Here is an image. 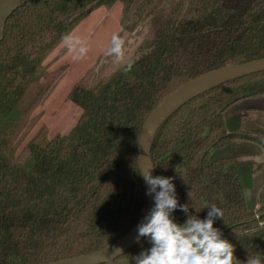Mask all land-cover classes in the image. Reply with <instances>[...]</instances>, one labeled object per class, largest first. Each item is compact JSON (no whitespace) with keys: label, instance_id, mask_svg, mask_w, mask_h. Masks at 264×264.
Wrapping results in <instances>:
<instances>
[{"label":"trees","instance_id":"1","mask_svg":"<svg viewBox=\"0 0 264 264\" xmlns=\"http://www.w3.org/2000/svg\"><path fill=\"white\" fill-rule=\"evenodd\" d=\"M123 5L122 25L147 33L126 64L112 56L78 81L68 100L82 108L75 127L50 139L43 128L20 153L36 109L53 93L66 68L45 64L101 7ZM264 59V0H28L3 28L0 42V264H52L98 252L132 231L148 195L139 160L145 123L169 95L216 69ZM264 96V72L213 87L174 110L159 126L151 157L156 176L173 177L180 204L205 219L211 204L236 264L264 258V186L258 216L246 204L238 161L213 158L234 140L264 147V138L231 131L225 112ZM191 197H190V195ZM183 224L188 214H172ZM148 238L110 264H135Z\"/></svg>","mask_w":264,"mask_h":264},{"label":"clouds","instance_id":"2","mask_svg":"<svg viewBox=\"0 0 264 264\" xmlns=\"http://www.w3.org/2000/svg\"><path fill=\"white\" fill-rule=\"evenodd\" d=\"M60 43L76 60L89 51L85 41L72 32L63 34ZM124 44L121 36L114 33L106 54L122 62ZM131 67V63L126 64L124 71H130ZM141 176L148 186L146 195L154 194V207L138 225L137 235L138 240L148 238L151 247L134 257L135 264H236L235 246L214 227L216 219L224 220L222 208L211 204L206 207L207 217L200 219L190 213L188 204L179 203L173 177H154L151 168H144ZM178 208L188 214L183 224L172 215ZM118 251L122 253V249ZM244 264H264V258L259 253L249 254Z\"/></svg>","mask_w":264,"mask_h":264},{"label":"rangeland","instance_id":"3","mask_svg":"<svg viewBox=\"0 0 264 264\" xmlns=\"http://www.w3.org/2000/svg\"><path fill=\"white\" fill-rule=\"evenodd\" d=\"M122 15L123 5L121 3H117L111 9L101 7L88 15L73 30L72 33L81 37L89 49L82 59H73L67 49L61 45L49 56L45 64L50 67L51 71L66 68V72L46 102L35 110L33 116L37 117V121L27 135L20 140L16 155L43 128L46 129L48 137L52 139L57 135L68 134L75 127L83 110L72 101H69L68 95L75 84L99 60L100 67L107 61L109 55L106 54V51L114 33L119 34L125 41L124 59L118 63L112 57V66L109 71H114L123 64L130 63L133 60L134 51L142 43L147 33V24L143 23L137 31L128 33L122 25ZM244 190L247 207L253 210L255 204H257L256 194L248 190V188L244 187Z\"/></svg>","mask_w":264,"mask_h":264},{"label":"water","instance_id":"4","mask_svg":"<svg viewBox=\"0 0 264 264\" xmlns=\"http://www.w3.org/2000/svg\"><path fill=\"white\" fill-rule=\"evenodd\" d=\"M28 0H0V42L3 39V28L12 14L19 8L26 5ZM264 72V59L249 62L243 65H232L207 72L190 82L186 83L171 95L166 97L151 113L143 128L139 144V160L142 171L151 168L152 175L156 177L155 165L151 157L153 138L161 123L177 108L192 99L193 97L219 85L239 80L246 76ZM146 187H148L146 185ZM154 207V194L148 195L147 210L139 222L142 223L145 217ZM138 224V225H139ZM138 225L127 235L112 245L92 253L90 255L68 259L52 264H110L119 257L127 254L135 248L146 237L137 239ZM122 249V253L118 251Z\"/></svg>","mask_w":264,"mask_h":264},{"label":"crops","instance_id":"5","mask_svg":"<svg viewBox=\"0 0 264 264\" xmlns=\"http://www.w3.org/2000/svg\"><path fill=\"white\" fill-rule=\"evenodd\" d=\"M225 120L231 131H248L264 138V96L246 98L231 106L225 112ZM212 157L236 158L244 187L255 192L258 200L264 186V147L234 140L227 147L213 151Z\"/></svg>","mask_w":264,"mask_h":264},{"label":"built area","instance_id":"6","mask_svg":"<svg viewBox=\"0 0 264 264\" xmlns=\"http://www.w3.org/2000/svg\"><path fill=\"white\" fill-rule=\"evenodd\" d=\"M253 210H254V212H255L256 216H257V217H259V216H258V210H259V204H258V203H257V204H255V206H254V209H253ZM261 225H264V222H263V223H261Z\"/></svg>","mask_w":264,"mask_h":264}]
</instances>
